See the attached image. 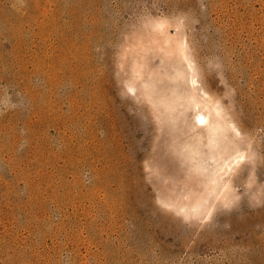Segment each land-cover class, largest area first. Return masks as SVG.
Segmentation results:
<instances>
[{
    "label": "rangeland",
    "instance_id": "374dc122",
    "mask_svg": "<svg viewBox=\"0 0 264 264\" xmlns=\"http://www.w3.org/2000/svg\"><path fill=\"white\" fill-rule=\"evenodd\" d=\"M0 264H264V0H0Z\"/></svg>",
    "mask_w": 264,
    "mask_h": 264
}]
</instances>
